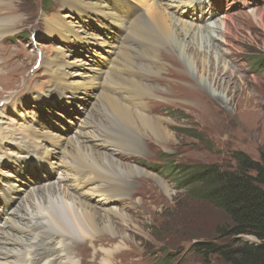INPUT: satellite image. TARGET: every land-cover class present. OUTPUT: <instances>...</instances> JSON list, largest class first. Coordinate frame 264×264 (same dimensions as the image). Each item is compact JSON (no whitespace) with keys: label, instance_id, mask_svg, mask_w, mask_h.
Listing matches in <instances>:
<instances>
[{"label":"bare ground","instance_id":"1","mask_svg":"<svg viewBox=\"0 0 264 264\" xmlns=\"http://www.w3.org/2000/svg\"><path fill=\"white\" fill-rule=\"evenodd\" d=\"M6 1L0 0V4ZM208 1L213 11L198 5V0H188L181 12L169 13L163 8L167 12L163 13L160 3L154 1L148 7L149 13L136 14L133 0H63L70 12L44 19L46 33L62 37L57 51L42 60L51 81L45 96L62 99L66 107L61 106L64 111L51 108L40 114L21 101L8 106L9 110L20 106L14 112L0 110V264H88V258L80 256L83 249H88L86 242L97 248L101 239L110 244L99 248L102 258L92 264H113L126 245L117 228L119 220L127 223L130 217L124 205L104 206L94 190L108 186L107 192L115 196L110 202L122 199L127 185H122L119 177L125 170L135 173L140 169L123 162L117 153L139 151L140 145L137 141L119 140L112 146L105 129V133L96 130L95 124L102 122L98 115L105 105L114 106L119 121L130 123L133 130L137 126L148 127L160 137H167L166 119L150 114L145 102L147 96L159 95L156 81L163 82L160 75L168 62L165 58L177 68V83L191 84L187 97L197 107L203 106L202 98L209 87L202 76L187 72L184 58L219 49L213 33L217 31L215 27L222 28L226 22L202 24L218 10L215 1ZM165 4L173 7L171 1ZM177 14H188L202 23L196 25V21L181 19ZM11 31L0 23V40ZM211 60L208 77L216 85L221 74ZM197 65L198 73L205 72L206 64ZM88 98L94 101L91 103ZM37 99L39 103L44 100L38 96ZM106 127L111 128L109 124ZM37 153L33 168L27 166L23 171L18 156H28V160ZM3 193L14 195L15 199ZM6 208L3 214L1 211ZM101 234L109 237L101 238Z\"/></svg>","mask_w":264,"mask_h":264},{"label":"rangeland","instance_id":"2","mask_svg":"<svg viewBox=\"0 0 264 264\" xmlns=\"http://www.w3.org/2000/svg\"><path fill=\"white\" fill-rule=\"evenodd\" d=\"M128 1L132 3V0ZM133 1L137 7L136 14L139 11L143 14L149 13L148 7L154 1L160 3L162 10L164 8L169 13L176 10L178 13L188 0ZM169 1L173 7L165 4ZM213 1L217 3L218 10L211 19L203 23H197L199 21L191 19L192 16L188 14L179 15L181 19L196 21V25L207 24L209 21L220 24L223 20L226 22L222 28L215 27L217 31L213 33L216 36L214 42L219 45L218 50L210 52L209 49L202 56L184 58L187 72L196 77L202 76L209 87L206 97L202 98V108L187 97L191 84L180 86L174 72L177 68L170 59L165 58L168 62L160 75L163 82L156 81L160 87L156 90L159 95L150 96L151 98L145 96V102L150 114L166 119L165 127L169 133L167 137H160L148 127L144 129L137 126L133 130L130 123L119 121L114 106L105 105L101 115H98L102 122L101 125L95 124L98 126L96 130L104 132L105 129L112 146L115 147L114 144L119 140L122 143L137 141L140 145L139 151L132 149L131 152L121 150L117 153V157L123 162L140 169L135 173L125 170L126 173L119 177L122 185H127L122 199L110 202L115 196L107 192L108 186L94 190L105 203L104 206L116 207V203L123 208L124 205L130 217L127 223L119 220L117 228L126 245L115 256L113 264H227L216 256L203 255L194 249V244L198 241H222L224 238L217 235L216 229L227 224L229 219L222 210L199 199L195 193L197 188L194 189L195 185L190 182L192 179L188 180L185 176L202 165L218 164L223 168L234 169L237 164L234 158L236 152H245L256 160H260L264 153V71L257 69L254 64L256 56L264 55V0ZM197 4L209 7L210 11L214 10L208 0H198ZM69 12L64 7L63 0H7L6 4H0V23L12 28L0 40V50L6 54L0 53V62L5 63L0 64L1 111H7L10 109H7L9 105H17L21 101L23 106L29 105L40 114L46 109L53 108L54 111L62 109L61 106L66 107L62 99L45 96L51 81L42 60L44 56H52L62 43V37L46 33L44 19ZM167 12L163 10V13ZM130 23L131 21L128 25ZM190 34L194 35V31ZM120 41L122 43L123 39ZM201 45L204 49V44ZM77 48L80 49L78 46ZM161 52L165 54L166 50L161 49ZM211 58V65L217 66L221 74V81L216 85L208 77V73L212 71L209 62ZM201 62L207 68H204L205 72L198 73L197 64ZM109 66L107 64L105 67L109 69ZM165 72H169V75ZM116 87H119V83ZM36 95L44 100L39 103ZM7 99L9 101L5 103ZM88 101L92 103L94 99L88 98ZM18 108L20 106L9 111L14 112ZM51 115H55L54 112L51 111ZM108 124L111 130L106 127ZM110 143L108 144L111 145ZM118 146L119 144L116 148ZM25 157L28 156H18L23 171L27 170V166H33L32 162L38 157V153L32 154L28 160ZM86 190L93 191L89 187ZM3 194L15 199L14 195ZM103 202L99 201L102 205ZM1 212L6 213L7 208ZM102 236L109 237L99 235L101 238ZM120 239L119 237V243ZM242 239L257 241L252 235H244ZM101 240L103 242L97 248L86 242L89 244L88 249H83L82 253L87 256H80L88 258V264L94 263V260L99 261L102 258L99 248L110 244L108 240ZM76 251L79 252L78 249Z\"/></svg>","mask_w":264,"mask_h":264},{"label":"trees","instance_id":"3","mask_svg":"<svg viewBox=\"0 0 264 264\" xmlns=\"http://www.w3.org/2000/svg\"><path fill=\"white\" fill-rule=\"evenodd\" d=\"M254 64L264 71V55L256 56ZM234 158V169L202 165L185 176L192 179L199 199L210 202L229 219L216 229L222 241H198L194 249L227 264H264V153L260 160L245 152H236ZM244 235H252L257 241L243 240Z\"/></svg>","mask_w":264,"mask_h":264}]
</instances>
